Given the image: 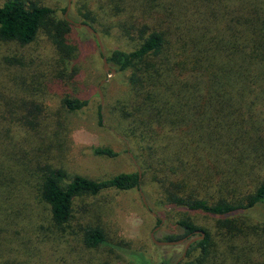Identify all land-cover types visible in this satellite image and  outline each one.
<instances>
[{
    "label": "trees",
    "instance_id": "16d2710c",
    "mask_svg": "<svg viewBox=\"0 0 264 264\" xmlns=\"http://www.w3.org/2000/svg\"><path fill=\"white\" fill-rule=\"evenodd\" d=\"M121 13L130 22L120 29L129 37L137 34L138 41L130 50L110 52L107 62L118 72L129 71L121 134L132 145L142 174L68 179L62 170L38 164L32 154L35 138L20 142L5 135L0 138V195L8 181L2 174L13 169L12 154L23 175L35 179L30 186L48 206L52 225L61 228L73 218L75 200L136 190L148 175L163 203L220 217L213 232L189 219L179 222L183 235L165 241L195 237L196 231L205 238L176 264H264V220L250 215L264 208V179L250 184L264 162V0H120ZM53 14L34 1L5 0L0 41L27 45L45 30L67 62L74 51L65 39L71 24L65 18L55 21ZM67 72L60 73L63 82L70 80ZM61 102L68 112L88 103L70 96ZM11 106L0 101L5 129L37 137L34 121L20 122L22 128L9 125ZM97 119L103 126L101 107ZM92 152L116 156L108 148ZM105 240L99 227L84 230L87 248L96 249Z\"/></svg>",
    "mask_w": 264,
    "mask_h": 264
},
{
    "label": "rangeland",
    "instance_id": "374dc122",
    "mask_svg": "<svg viewBox=\"0 0 264 264\" xmlns=\"http://www.w3.org/2000/svg\"><path fill=\"white\" fill-rule=\"evenodd\" d=\"M4 1L0 0V5ZM26 1L50 7L55 21L65 18L63 10L68 0ZM125 15L120 14V0H71L67 18L80 24L89 22L99 36L103 53L92 33L70 23L65 39L74 51L67 62L45 30L27 45L0 41V101L13 105L7 110L9 125L22 128L26 127L24 122L34 121L39 127L37 137L33 133H9L0 115V138L6 135L20 142L35 138L38 146L32 154L38 164L62 170L68 179L79 175L105 180L136 170L142 174L132 145L121 134L125 123L120 108L129 97V71L118 72L108 62L105 71L103 64V57L107 59L113 50H130L138 41L137 34L129 37L120 29L130 22L124 20ZM65 69L70 70L67 82L59 78ZM65 96L88 103L81 111L68 112L61 102ZM99 107L103 126L98 124ZM94 148L111 149L116 156L95 155ZM11 157L13 169H5L6 174H2L8 181L0 195V264H176L185 260L181 257L186 241L162 247L152 242L150 234L154 233L157 241H165L167 236L181 237L184 230L179 222L184 219L213 232L220 218L163 203L157 186L146 175L136 190H109L75 200L69 224L55 227L48 206L30 186H35V179L24 176L23 166ZM255 175L250 178L251 185L264 179L263 161L255 168ZM250 215L264 220V208ZM88 227L101 228L104 245L96 249L84 245L83 233Z\"/></svg>",
    "mask_w": 264,
    "mask_h": 264
},
{
    "label": "water",
    "instance_id": "95a60500",
    "mask_svg": "<svg viewBox=\"0 0 264 264\" xmlns=\"http://www.w3.org/2000/svg\"><path fill=\"white\" fill-rule=\"evenodd\" d=\"M70 1L71 0H68V6H67V9L65 11V19L71 23V24H74L76 26H80V27H83L85 29H87L90 33H92L94 35V37L96 38V41H97V44L100 48V51L101 53H103V49H102V45H101V42H100V39H99V36L98 34L89 26V25H86V24H80V23H75L73 22L72 20H70L69 18H67V14H68V11H69V8H70ZM103 64H104V68H105V71H108V67H107V59L106 57H103ZM114 72L113 70H111V73ZM139 176H140V172H139ZM144 201V199H143ZM156 230V229H155ZM196 236L195 237H186V238H183V239H180V240H177V241H157L155 238H154V233H151L150 234V237H151V240L152 242L157 245V246H162V247H166V246H177V245H180L182 244L183 242L186 241V245H185V250H184V253L181 257V259H183L185 257V254H186V251L188 250V248L195 242L197 241H200V240H203L205 238V234L204 232L202 231H196L195 232ZM180 259V260H181ZM179 260V261H180Z\"/></svg>",
    "mask_w": 264,
    "mask_h": 264
}]
</instances>
